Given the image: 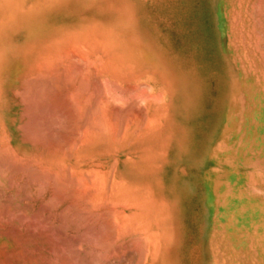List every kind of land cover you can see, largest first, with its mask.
<instances>
[{
	"label": "rangeland",
	"instance_id": "374dc122",
	"mask_svg": "<svg viewBox=\"0 0 264 264\" xmlns=\"http://www.w3.org/2000/svg\"><path fill=\"white\" fill-rule=\"evenodd\" d=\"M131 1L161 3L118 4ZM179 1L0 0V46L10 51L0 58V132L10 145L0 135V264H98L99 173L108 193L109 176L124 168L114 159L152 163L137 169L164 180L173 161L201 157L209 221L212 153L248 159L250 193L264 197L255 150L213 146L214 126L264 121V36L240 30L227 50L221 8ZM256 237L229 249L221 228L212 235L218 263L230 264V253L234 264L243 254L255 259L264 248Z\"/></svg>",
	"mask_w": 264,
	"mask_h": 264
},
{
	"label": "crops",
	"instance_id": "0c3cea01",
	"mask_svg": "<svg viewBox=\"0 0 264 264\" xmlns=\"http://www.w3.org/2000/svg\"><path fill=\"white\" fill-rule=\"evenodd\" d=\"M154 3L161 2H118ZM178 3L220 7L226 22L227 50L231 48L230 38L242 35L237 34L240 30L247 32L243 34L246 37L264 36V0H181ZM0 37H3L1 30ZM4 56H10L9 46H0V58ZM17 64V74L12 80L21 79V85L26 78V64L19 61ZM61 108L66 112L71 109L68 101ZM213 130L217 134L214 147L225 141L226 147L233 146L237 154L245 152L246 148L254 149L260 157L252 165L264 166L262 118H248L245 126L226 125L218 129L214 126ZM0 135L2 143L7 142L8 150V137L3 132ZM18 147L13 149L19 153L25 150L20 141ZM211 155L209 170L213 172L216 198L210 221L206 218L203 198L201 157L200 161L190 155L173 161L171 173L164 180L155 179L148 169L145 174L137 169L138 165L152 166V163H141L133 158L114 159L113 165L124 168L109 176L108 193L106 177L104 175L102 180V173H99L98 264H207L208 261L219 264L213 253L212 235L224 226L229 236V249L241 245L245 250L251 244L253 233H256L259 245H264V197L250 193V183L255 179L249 169L250 161L241 158L221 161L214 158L213 153ZM234 256L233 253L227 254L226 261L234 264ZM241 256L242 259L236 260L240 264H249L250 261L264 264V248L255 259H249L248 254Z\"/></svg>",
	"mask_w": 264,
	"mask_h": 264
},
{
	"label": "bare ground",
	"instance_id": "6f19581e",
	"mask_svg": "<svg viewBox=\"0 0 264 264\" xmlns=\"http://www.w3.org/2000/svg\"><path fill=\"white\" fill-rule=\"evenodd\" d=\"M86 58V57H85ZM61 60V59H60ZM83 60V59H82ZM90 62H91V60H90ZM88 64V63H87ZM48 67V66H47ZM45 69H46V67H44ZM46 75V74H45ZM35 78V77H34ZM99 78V77H98ZM106 78V77H105ZM106 80V79H105ZM81 82V81H80ZM113 82V81H112ZM116 82V81H115ZM83 83V82H82ZM105 84H106V81H105ZM113 85H114V83H113ZM116 85V84H115ZM134 85H135V83H134ZM105 86H107V85H105ZM117 86H118V84H117ZM127 86V85H126ZM101 87V86H100ZM111 87V86H110ZM106 88H108V87H106ZM117 88V87H116ZM89 90V89H88ZM90 91V90H89ZM88 91V92H89ZM109 91V90H108ZM111 91V90H110ZM133 91V90H132ZM86 92V91H85ZM102 92V91H101ZM111 93V92H110ZM89 94H90V92H89ZM131 95H133L132 93H130ZM88 95V94H87ZM93 96H94V94H93ZM113 96H111L110 98H112ZM132 97V96H131ZM153 97V96H152ZM83 100H85V98L83 99ZM82 100V102H85V101H83ZM92 100H93V98H92ZM104 100V99H103ZM110 100V99H109ZM91 101V100H90ZM97 101V100H96ZM76 102V101H75ZM73 103H74V101H73ZM79 103V102H78ZM81 103V102H80ZM121 103V102H120ZM77 104V103H76ZM88 104V103H87ZM103 104V103H102ZM102 104H100V105H102ZM122 104V103H121ZM91 106V105H90ZM86 107H88V106H86ZM86 107H85V109H86ZM102 107V106H101ZM76 108H78L77 106H76ZM81 109V108H80ZM107 109V108H106ZM105 109V110H106ZM79 110V109H78ZM89 110V109H88ZM109 110V109H108ZM121 110V109H120ZM114 111H115V109H114ZM76 112H78V111H76ZM82 112H84V111H82ZM94 112V111H93ZM111 112H113V110L111 111ZM121 112V111H120ZM85 113V112H84ZM103 113H105V111L103 112ZM116 113V112H115ZM100 114H102V112H100L99 113V115ZM111 114V113H110ZM79 115V114H78ZM93 115V114H92ZM95 115V114H94ZM114 115V114H113ZM73 116H75V115H73ZM80 116V115H79ZM90 116H91V113H90ZM96 116V115H95ZM102 116V115H101ZM108 116V115H107ZM110 116V115H109ZM86 117V116H85ZM88 117V116H87ZM93 117V116H92ZM104 117V116H103ZM103 117H102V120L103 121H105L104 119H103ZM106 117V116H105ZM111 117V116H110ZM117 117V116H116ZM115 117V118H116ZM78 118V117H77ZM82 118V117H81ZM108 118V117H107ZM112 118V117H111ZM84 119V118H83ZM92 119V118H91ZM97 119V118H96ZM118 119V118H117ZM101 120V119H100ZM114 120V119H113ZM95 121V120H94ZM97 122V121H96ZM102 122V121H101ZM101 122H97V123H99V124H101ZM108 122V121H107ZM111 122V121H110ZM148 122V121H147ZM83 123V122H82ZM88 123V122H87ZM105 124V123H104ZM102 125V124H101ZM108 125V124H107ZM93 126V125H92ZM95 126H97V125H95ZM113 126V125H112ZM119 127V126H118ZM83 128V127H82ZM81 128V129H82ZM86 128V127H85ZM90 128V127H89ZM102 128V127H101ZM106 128V127H105ZM99 129H100V127H99ZM104 129V128H103ZM95 130V129H94ZM102 129H100V131H101ZM116 130V129H115ZM96 131V130H95ZM83 133V132H82ZM85 135V134H84ZM227 193V192H226ZM262 209V208H261ZM260 209V210H261ZM259 210V209H258ZM254 210H252V212H253ZM263 211V210H262ZM250 214H251V212H250ZM253 214V213H252ZM253 215H255V214H253ZM251 216V215H250ZM240 219V218H239ZM249 219V218H248ZM253 219H256V218H253ZM246 220V219H245ZM247 221V220H246ZM260 224H262V223H260ZM260 224H257V225H259L260 226ZM248 226V225H247ZM262 229H263V227H262ZM131 231V230H130ZM258 233V232H257ZM147 240V239H146ZM147 245V244H146ZM2 253V252H1ZM17 255V254H16ZM7 259V258H6Z\"/></svg>",
	"mask_w": 264,
	"mask_h": 264
}]
</instances>
